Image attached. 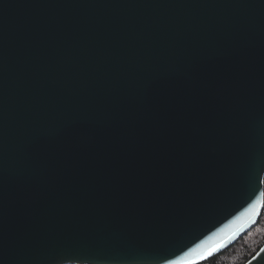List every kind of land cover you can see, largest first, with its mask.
I'll use <instances>...</instances> for the list:
<instances>
[{"label": "water", "instance_id": "obj_1", "mask_svg": "<svg viewBox=\"0 0 264 264\" xmlns=\"http://www.w3.org/2000/svg\"><path fill=\"white\" fill-rule=\"evenodd\" d=\"M263 210L264 0H0V264H200Z\"/></svg>", "mask_w": 264, "mask_h": 264}, {"label": "trees", "instance_id": "obj_2", "mask_svg": "<svg viewBox=\"0 0 264 264\" xmlns=\"http://www.w3.org/2000/svg\"><path fill=\"white\" fill-rule=\"evenodd\" d=\"M264 246V210L258 224L221 254L200 264H246Z\"/></svg>", "mask_w": 264, "mask_h": 264}, {"label": "snow or ice", "instance_id": "obj_3", "mask_svg": "<svg viewBox=\"0 0 264 264\" xmlns=\"http://www.w3.org/2000/svg\"><path fill=\"white\" fill-rule=\"evenodd\" d=\"M200 248V246L198 245L197 248H194L191 250V254L193 255H199V256H203L205 253L203 251L198 252V249ZM215 249H211L208 250L207 254L211 255V252L214 251ZM191 264H196L195 259H193V261L191 262Z\"/></svg>", "mask_w": 264, "mask_h": 264}]
</instances>
